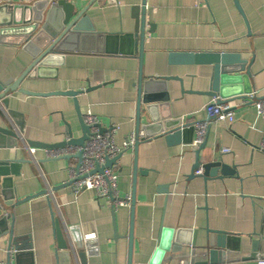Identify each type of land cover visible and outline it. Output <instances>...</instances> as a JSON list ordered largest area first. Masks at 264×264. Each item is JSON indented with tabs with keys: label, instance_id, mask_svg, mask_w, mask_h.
Listing matches in <instances>:
<instances>
[{
	"label": "crops",
	"instance_id": "1",
	"mask_svg": "<svg viewBox=\"0 0 264 264\" xmlns=\"http://www.w3.org/2000/svg\"><path fill=\"white\" fill-rule=\"evenodd\" d=\"M69 1L86 11L98 33L144 32L143 81L168 80L159 94L166 93L169 101L156 104L158 117L170 114L183 124L206 121L209 126L202 144L195 131H182L174 142L161 136L141 143L137 152L125 151L117 165L118 190L120 196L133 195L135 205L113 210L108 199L98 200L93 191L74 194L69 159H47L45 148L27 144L63 148L70 136L82 138L73 98L12 94L9 109L22 114L18 120L25 127L20 133L0 109V126L18 136L17 147L0 149V160L24 163L11 189L20 203L3 208L0 216H9L8 228L32 249L29 255L16 251L8 237H0V264L10 258L11 264H62L56 225L70 247L78 229L74 233L83 240L84 264H257L264 254V118L256 103L245 99L231 102L232 123L212 121L205 108L218 100L206 94L216 57H235L244 64L252 76L251 94L264 97V0ZM31 62L19 48L0 47V82L16 80ZM139 74L138 53L72 52L56 77L26 78L20 88L45 95L84 92L78 97L81 114L92 113L103 130L115 125V142L122 146L136 133ZM149 119L142 111L141 126ZM28 147L35 149L33 156ZM223 148L231 152L222 154ZM210 162L221 164L214 175L195 174L197 163ZM209 230L231 234L236 242L208 248L210 236L219 238ZM167 239L169 250L157 256ZM16 253L22 255L19 262ZM67 264L82 262L75 256Z\"/></svg>",
	"mask_w": 264,
	"mask_h": 264
},
{
	"label": "water",
	"instance_id": "2",
	"mask_svg": "<svg viewBox=\"0 0 264 264\" xmlns=\"http://www.w3.org/2000/svg\"><path fill=\"white\" fill-rule=\"evenodd\" d=\"M0 0V47L12 46L21 49L32 60L26 70L16 80H11L7 84L0 82V109L5 117L12 118L20 133H23L25 124L19 121L22 114L9 109L10 97L18 92L30 97H48V96H67L74 100L77 114L80 118L83 136L80 139H73L69 143L62 144L70 146H84L88 140L89 127L83 123V114L79 109L78 97L84 92H53L34 93L20 88L22 82L28 79L44 80L56 77L58 68L63 65L65 56L69 53L91 51L98 54H110L121 56H134L138 53L140 61V74L137 83V127L136 133L145 132V139L138 140L133 149L135 152L138 146L146 141H150L156 137H166L168 141L174 142L178 140L182 134L194 133L192 124H183L182 120L174 121L172 116L156 115L157 103L168 102L169 97L165 91L166 78H155L148 82L143 81L141 64L144 53L145 34L143 31L138 33L135 30L133 34H108L98 33L85 15V10H78L77 6L69 0ZM144 12V8L142 9ZM214 67V75L211 81L210 91L207 95L217 98L219 104L231 103L237 99H248L253 92L250 82L252 76L248 68L244 64L237 62L235 57H216L211 60ZM244 84V87L241 86ZM249 84V85H248ZM261 98H256L258 101ZM146 111L149 115V123L141 126V113ZM159 127V128H158ZM155 128L157 132H151ZM101 131H104L101 128ZM18 136L13 130L0 126V149H13L18 146ZM30 147H43L45 149L59 148L58 146H47L36 142H28ZM78 161H81V154L76 155ZM121 156L114 160H107L104 168H97V173H102L105 168H111L120 160ZM69 159V158H66ZM23 160L7 159L0 160V212L3 208H10L16 200L13 189V177L20 175L19 171ZM221 166L218 162H210L204 166L196 164V169L200 168L205 171L206 175L210 171L211 175ZM196 170V171H197ZM45 194V192H43ZM32 197L26 198L25 201ZM132 209L135 205L134 196L132 195ZM16 200V202H15ZM8 217L0 216V237H8L9 247H14L16 251H28L31 254V246H22L20 238L14 236V229L8 228ZM57 235L60 241L61 254L59 255L62 264H67L70 257H77L82 264L85 262V254L83 250V240L81 236H76L78 229H74L73 245L66 244L62 239L59 227L56 225ZM209 233L219 234V238L215 241L214 234L209 238V247H226L231 242H236L231 234L226 232ZM130 237L129 239H131ZM169 239L165 240L157 250V256H161L164 251L169 250ZM93 243H87L91 246ZM16 261L22 258L21 253L15 254ZM11 259V258H10ZM7 264H11V260Z\"/></svg>",
	"mask_w": 264,
	"mask_h": 264
},
{
	"label": "built area",
	"instance_id": "3",
	"mask_svg": "<svg viewBox=\"0 0 264 264\" xmlns=\"http://www.w3.org/2000/svg\"><path fill=\"white\" fill-rule=\"evenodd\" d=\"M256 94H250L247 102L256 103L258 116L264 118V97L256 101ZM205 111L208 117L215 122L234 121V108L231 103L219 104L217 100L209 103ZM83 123L89 127L88 140L84 146H70L58 149H46V158L57 160L69 158L68 166L69 185L72 187L74 194H82L85 191H93L98 200L108 199L111 202L113 210L119 208H130L132 206V195H119L118 190V171L115 163L111 168H105L102 173H97V168H104L107 160H114L122 156L125 151L133 149L138 140L145 139L143 131L133 133L122 146H118L115 142V135L118 128L113 125L108 130L101 131V124L96 116L87 112L82 117ZM209 122L196 121L192 123V127L196 133L197 142L202 144L205 140L206 130ZM71 141L67 138L66 143ZM260 150L264 152V137L260 146ZM29 153L33 156L35 149L28 147ZM230 149L223 148L222 154H229ZM81 154V161H78L76 155ZM73 161V162H72ZM196 175H202L203 169L200 168L195 172ZM47 196L52 197V190L47 191ZM264 247V240H263ZM257 264H264V254L257 259Z\"/></svg>",
	"mask_w": 264,
	"mask_h": 264
}]
</instances>
